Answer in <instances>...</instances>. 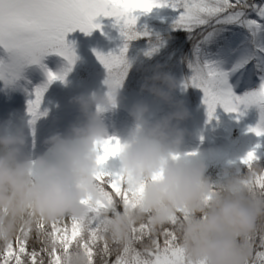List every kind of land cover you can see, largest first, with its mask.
<instances>
[{
    "label": "snow or ice",
    "instance_id": "1",
    "mask_svg": "<svg viewBox=\"0 0 264 264\" xmlns=\"http://www.w3.org/2000/svg\"><path fill=\"white\" fill-rule=\"evenodd\" d=\"M158 7L175 11L173 31L184 32L187 41H194L183 58L191 75L181 81V87L203 91L209 120L218 105L238 116L243 114L241 105L257 106L260 124L249 131L264 136V0H0V81L15 86L28 65L45 71L47 81L34 89V98L28 101L29 123L35 124L45 115L41 103L49 84L64 81L77 59L66 34L77 28L90 34L100 27L94 23L97 17H114L125 43L118 53H96L106 70L107 97L114 103L113 93L121 88L130 68L128 42L152 35L136 30L134 12ZM149 43L145 55L150 57L163 41L156 34ZM50 53L66 60L62 71L52 72L41 63ZM257 82L254 90H247ZM234 88L246 91L237 96ZM121 147L117 137L103 141L94 175L98 198L80 201L82 216L21 227L11 240L0 243V264H66L74 251L82 253L87 264H207L206 259L191 258L181 243L178 227L188 218L186 210H178L158 228L151 225L149 214L148 220L132 226L126 240L110 238L111 218L129 206L138 207L146 183L130 190L121 170L105 167ZM240 166L251 175L245 183L264 194V165L257 150L241 157ZM244 244L250 253L246 264H264V226L258 225Z\"/></svg>",
    "mask_w": 264,
    "mask_h": 264
},
{
    "label": "clouds",
    "instance_id": "2",
    "mask_svg": "<svg viewBox=\"0 0 264 264\" xmlns=\"http://www.w3.org/2000/svg\"><path fill=\"white\" fill-rule=\"evenodd\" d=\"M179 83L157 66L141 91L168 105L169 111L150 119L147 103L137 102L130 109L136 127L115 157L130 190L146 183L139 206H129L111 218L109 236L126 240L132 226L148 220L149 214L151 225L158 228L178 210H186L188 218L178 231L191 258L206 259L207 264H246L250 253L244 238L258 225L264 226V194L245 183L251 175L238 167L225 168L214 186L202 160L180 154L186 134L181 125L189 112L174 98ZM118 96L119 89L113 93L114 103L107 94L74 97L80 118L66 133L48 136L45 151L35 157L28 151L23 128L0 135V243L41 220L80 217L84 214L80 201L98 198L97 152L110 137L102 114L117 107ZM66 264H87V260L74 251Z\"/></svg>",
    "mask_w": 264,
    "mask_h": 264
},
{
    "label": "rangeland",
    "instance_id": "3",
    "mask_svg": "<svg viewBox=\"0 0 264 264\" xmlns=\"http://www.w3.org/2000/svg\"><path fill=\"white\" fill-rule=\"evenodd\" d=\"M138 11L152 17L153 21L144 19L135 11L134 15L138 17L136 30L148 31L152 35L128 42L126 59L130 68L119 89L117 107L102 114L109 136L117 137L121 143L130 137L136 127L130 115L133 104L147 103L150 107V119H158L169 111L168 105L141 91V86L157 66L164 69L169 63L168 57L151 62L152 55L146 56L145 52L150 47L148 39H155L156 34L160 36L173 32L172 24L177 13L168 7L153 8L149 12ZM94 23L100 27L90 34L78 28L66 34L65 40L74 48L77 59L64 81L56 80L49 84L41 103V112L45 115H42L35 124L29 123L31 116L27 110L28 101L34 98V89L47 81L45 71L39 65H28L15 86L6 87L4 82L0 81V135H10L17 128H23L28 137V151L33 157L45 151L44 140L48 136L55 132L66 133L69 126L80 118L79 108L72 102L74 97L81 94L107 93V86L104 83L106 70L97 59L96 53H118L125 41L114 17L99 16ZM161 48L162 46L159 47ZM41 63L52 72L62 71L67 64L62 56L55 53L46 55ZM174 67L175 70L170 74L180 83L173 95L176 100L184 103L189 112V118L181 125L186 134L180 154L186 157L195 156L202 160L207 170L211 163L224 168L238 167L240 158L253 149L257 150L261 161H264V136H257L249 130L243 131V121L247 119L244 114L250 106L245 108L241 105L240 112L243 114L238 116L237 113L226 112L218 105L215 116L209 120L207 106L203 102V91L195 87H181V81L186 78L184 70L178 62ZM190 75L189 71L188 77ZM257 86L258 82L247 90H254ZM233 91L235 95L242 96L246 90L234 88ZM252 109L257 111L252 120L253 124L258 125L260 109L257 107ZM257 145L260 147L257 148ZM105 167L112 171H120L119 158H109ZM241 168L243 166H240V170Z\"/></svg>",
    "mask_w": 264,
    "mask_h": 264
},
{
    "label": "trees",
    "instance_id": "4",
    "mask_svg": "<svg viewBox=\"0 0 264 264\" xmlns=\"http://www.w3.org/2000/svg\"><path fill=\"white\" fill-rule=\"evenodd\" d=\"M137 13H140L144 19L148 18L149 21H153L152 17H149L146 14H143L136 10ZM199 30H196V34L198 37ZM166 35H160L161 40L163 41L164 45L162 44V48L158 49L155 53L152 55V61L155 60H161L162 58L168 57L169 58V63L167 66L163 69L164 71L171 73L172 71L175 70V63L178 62L179 65L183 68L184 70V76L187 78L189 74V69L187 67V64L184 62V56L189 54V50L192 48V45L194 41H187L186 40V33L181 32L177 33L176 31L165 33ZM156 36V35H155ZM154 41V38H150ZM147 42H149V40ZM182 42L184 43L182 45ZM174 64V65H173ZM251 107V108H250ZM248 111L245 112L244 116L247 117L243 121V131L246 132L250 128H255L257 125L253 124V119L257 113V111H252L256 108L257 106L252 105L250 106ZM258 108V107H257ZM261 164L264 165V161H261ZM225 168L221 167L219 165L212 164L208 167V170L206 172V176L209 178L210 182L215 184L221 180L222 178V172ZM241 173L246 174L247 169L246 168H241Z\"/></svg>",
    "mask_w": 264,
    "mask_h": 264
}]
</instances>
